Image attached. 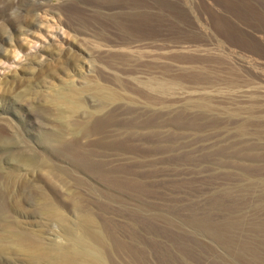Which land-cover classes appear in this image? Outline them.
I'll use <instances>...</instances> for the list:
<instances>
[{
	"label": "rangeland",
	"instance_id": "rangeland-1",
	"mask_svg": "<svg viewBox=\"0 0 264 264\" xmlns=\"http://www.w3.org/2000/svg\"><path fill=\"white\" fill-rule=\"evenodd\" d=\"M0 264H264V0H0Z\"/></svg>",
	"mask_w": 264,
	"mask_h": 264
}]
</instances>
